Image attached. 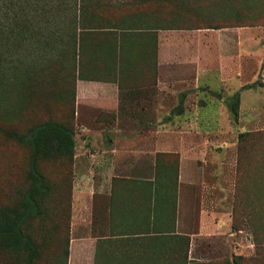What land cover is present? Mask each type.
Segmentation results:
<instances>
[{"label": "rangeland", "instance_id": "rangeland-1", "mask_svg": "<svg viewBox=\"0 0 264 264\" xmlns=\"http://www.w3.org/2000/svg\"><path fill=\"white\" fill-rule=\"evenodd\" d=\"M158 23L200 29L215 42L208 61L216 74L213 90L191 94L182 110L176 108L179 96L161 110L168 131L197 134L202 149L182 181L178 153L130 158L141 171L120 172L119 217L121 211L144 212L151 229L169 231L179 223L184 232L194 230L203 212L215 230L193 240L178 235L175 264H264V0H0V206L18 201L28 184L30 147L15 134L39 121L64 120L72 97L75 111L71 168L64 159L40 163L51 188L46 213L27 231L37 253L0 247V264H67L74 188L86 178L79 153L86 148L87 124L100 122L107 136L148 127L142 120L128 124L126 108L99 111L92 120L76 115V82L87 52L81 43L103 28ZM221 64L227 75H218ZM147 215H134L133 227H146Z\"/></svg>", "mask_w": 264, "mask_h": 264}, {"label": "crops", "instance_id": "crops-1", "mask_svg": "<svg viewBox=\"0 0 264 264\" xmlns=\"http://www.w3.org/2000/svg\"><path fill=\"white\" fill-rule=\"evenodd\" d=\"M96 31L88 32L81 43L87 52L83 75L76 82V115L92 120L99 111L126 108L128 124L136 125L142 120L148 127L143 133L122 131L107 136L101 134L100 122L85 125L89 134L86 148L79 154L85 158L87 179L74 188L67 264H175L180 261V255L173 254L180 249L175 244L181 240L178 235L183 233L193 240L195 235L215 230L210 216L198 213L194 230L184 232L177 227L180 209L176 229L169 231L151 229L149 214L144 212L128 215L121 211L119 217L118 179L120 172L127 169L141 171L130 158L158 152L179 154L182 181L190 158L202 149L201 138L193 132L168 131V114L164 111L178 96L176 108L182 110L191 94L204 95L213 90L216 74L208 61L215 42L201 37L204 32L200 29H168L159 23ZM224 69L227 68L221 64L218 75H227ZM93 162L98 175L91 183L88 171ZM123 194L121 198L129 203L132 196ZM134 215L136 219L147 215L146 227H133L130 221Z\"/></svg>", "mask_w": 264, "mask_h": 264}, {"label": "trees", "instance_id": "trees-1", "mask_svg": "<svg viewBox=\"0 0 264 264\" xmlns=\"http://www.w3.org/2000/svg\"><path fill=\"white\" fill-rule=\"evenodd\" d=\"M237 105H232L235 115ZM70 107V112L62 121H39L29 127L26 133L15 134L20 142H28L30 147L26 173L28 184L18 192V201L0 206V247L23 250L31 257L36 255L37 243L27 231L33 220L42 218L46 213V199L51 188L48 178L41 171L40 163L46 159H64L71 168L74 156V97L71 98Z\"/></svg>", "mask_w": 264, "mask_h": 264}]
</instances>
